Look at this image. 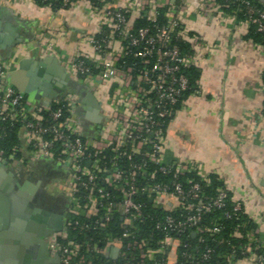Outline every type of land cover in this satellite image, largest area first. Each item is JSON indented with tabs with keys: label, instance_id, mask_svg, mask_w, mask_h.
<instances>
[{
	"label": "built area",
	"instance_id": "2783aa9c",
	"mask_svg": "<svg viewBox=\"0 0 264 264\" xmlns=\"http://www.w3.org/2000/svg\"><path fill=\"white\" fill-rule=\"evenodd\" d=\"M33 1V0H29ZM59 9L71 10L78 5L86 8L96 23V33L76 41L73 55L67 62L69 77L98 96L108 83L111 91L106 96L110 114L97 137L81 139V127L74 117L79 103L74 94H66L50 105L38 106L26 100L7 83V76L18 63L16 56L0 59V124L18 122L20 146L9 151L0 147V165L13 168L46 159L65 171V192L68 200L63 230L47 239L51 264H92L96 255L107 259H121L124 264H177L179 256L192 258L180 239L186 232L192 236L218 234L221 226L201 225L203 214L224 207L225 190L218 189L212 198L204 196L200 185L191 180L185 187L178 178L194 172L202 181L207 176L198 173L191 162L166 161L168 149L167 126L177 110H183L189 96H202L192 88L185 74L194 67L200 71L202 60H211L216 52L213 40L201 37L185 26L184 14H194L204 20L224 23L232 20L245 33L251 26L264 34V12L259 14L245 0L244 18L225 12L216 0H123L113 5L107 0H58ZM51 9L50 0H42ZM165 8V23L158 26L160 10ZM141 19L151 25L134 27ZM61 30L45 27L37 34L34 47L42 57H59L57 44ZM188 44L183 53L179 43ZM261 47V45H256ZM264 48V47H263ZM127 55L135 60L131 65L120 64ZM264 69L260 71L259 92L264 99ZM61 105L52 108L54 103ZM264 121V108L260 107ZM2 129V128H1ZM5 133L0 131V139ZM264 135V134H263ZM110 151L107 158L103 153ZM149 166H154L149 170ZM171 175V180L157 177ZM139 179V180H138ZM120 193V201L112 202L109 190ZM82 190L83 194H80ZM141 194L152 207L164 215L155 222L154 230L161 238L154 244L147 239H136L138 223L144 221V205L137 201ZM231 214H245L243 201L230 197ZM119 214L121 233H105L103 239L92 245L89 241L68 239L67 229L86 232L105 230L114 212ZM178 211L177 215L175 213ZM83 217L80 223L69 216ZM229 217L230 214H224ZM240 237V234H234ZM242 259L249 264H264V236L256 231L244 235ZM102 243V245H101ZM128 251L137 255L129 256ZM209 250L202 255L208 257Z\"/></svg>",
	"mask_w": 264,
	"mask_h": 264
},
{
	"label": "crops",
	"instance_id": "0c3cea01",
	"mask_svg": "<svg viewBox=\"0 0 264 264\" xmlns=\"http://www.w3.org/2000/svg\"><path fill=\"white\" fill-rule=\"evenodd\" d=\"M122 1L112 0V4ZM183 21L185 26L201 37L213 40L216 52L211 60H202L198 79L202 96H189L183 110H177L167 126L166 161H189L200 175H215L232 197L243 201L245 215L262 238L264 121L260 119L263 98L259 92V74L264 69V48L246 39L247 33L231 19L220 23L189 13L184 14ZM6 25L13 29V36L3 30ZM45 27L61 30L57 59L66 70L76 41L95 34L97 30L94 17L82 5L71 10H52L29 0H0V46L5 47L6 36L16 42L10 53L6 49H0V59L16 56L18 63L23 59H40L42 56L34 47V41ZM17 67L18 64L11 72ZM66 78L79 84L68 74ZM81 87L94 97L102 114L101 124L94 125L82 121L87 105L84 104L74 112L81 134L87 139H93L100 133L110 114L105 101L112 88L108 83L103 86L100 95L96 96L93 90L84 85ZM8 171L26 176L24 187L20 189L27 194L31 189L30 201L39 199L37 201L46 205L44 209L41 207L36 211L44 210L60 217L65 214L66 174L62 168L52 161L42 159L8 168ZM54 173H59L61 178L52 176ZM13 186L18 189L17 182ZM32 212L34 214V210ZM11 223V220L5 225L0 222V264H40V254L31 249V246L25 248L22 245L20 238L15 236L19 234L16 227ZM8 233L14 236H7ZM234 264L249 263L238 261Z\"/></svg>",
	"mask_w": 264,
	"mask_h": 264
},
{
	"label": "trees",
	"instance_id": "16d2710c",
	"mask_svg": "<svg viewBox=\"0 0 264 264\" xmlns=\"http://www.w3.org/2000/svg\"><path fill=\"white\" fill-rule=\"evenodd\" d=\"M39 6L44 7L46 3L42 2V0H33ZM93 1V0H91ZM249 2V4L255 9V11L259 14L264 12V5L254 0H245ZM108 3H112V0H107ZM51 9L56 10L59 8V1L58 0H50ZM175 3V2H174ZM215 4L225 12L235 13L237 19L244 18V14L246 11V7L244 4L236 1H228V0H216ZM165 8L160 10V15L158 17L157 24L158 26L163 25L165 23L163 14ZM264 21V19H263ZM151 25L147 21L136 19L134 21V27H143ZM246 39L250 40L253 44L261 45L264 47V34L257 32L255 26H251L245 36ZM179 46L183 53L188 51V44L186 43H179ZM134 59L131 55H127L124 57L120 64L131 65L134 63ZM190 86L194 89L197 87V81L200 76V71L194 67L186 70L185 72ZM264 78V74H263ZM59 104L54 103L52 108L59 106ZM263 108H264V99H263ZM2 128V129H1ZM21 129V125L18 122H6L0 124V131L5 133L4 137L0 139V147L6 151H9L14 146H20L21 142L18 137V132ZM98 136V135H97ZM96 136V137H97ZM82 140H87V138L81 135ZM107 158L113 156V153L110 151H105L103 153ZM154 166H149V170H153ZM172 176L168 175L165 177H157V180H171ZM208 182L202 181L194 172L186 173L182 177L178 178V180L188 187L187 181L191 180L193 182H197L204 194V196L208 198L214 197L216 195V191L218 189L225 190L227 193V199L224 203V207L219 210H214L211 213L203 214L201 219V225L203 226H212L213 224L217 223L221 226V231L218 234L209 236L208 234H200L196 236H192L190 233L186 232L183 236L180 237L182 243L184 241L187 242L189 245L188 248L183 249L179 247V253L185 252L186 255H192V258H183L179 256V262L177 264H234L242 259L241 255V248L247 242L244 235L248 232H252L255 230V226L252 221L245 215L235 216L231 214L232 209V202L230 200L231 193L226 189L224 184L218 180L215 175L207 176ZM139 180V179H138ZM110 194L112 195L113 199L112 202L117 203L120 201V193L114 189L109 190ZM80 194H83L82 190ZM137 201H140L144 205V221L138 223L139 233L136 234V239H147L153 242V244L161 238V235L154 230V224L158 221L164 213L161 212L159 209H155L152 207L151 201L145 197L144 195L139 194L136 198ZM179 212L176 211L172 213L177 215ZM230 214L227 218L224 214ZM69 218L77 219L80 223H84L87 220L83 217L78 216H69ZM119 214L116 211L114 212V216L112 220L108 223V227L105 230H96L91 229L86 232L79 231L78 229L72 230L71 228L67 229L68 232V239L69 240H76V241H89L92 245L97 244L100 242L105 233H110L113 235H118L121 233V228L119 227ZM234 234H240V237H235ZM102 245V243H101ZM209 250L208 257L206 259L202 258V255L205 254ZM130 254L129 256L137 255L136 251H128ZM92 264H124V261L121 259L111 260L107 259L103 255H96L92 259ZM151 264V263H147Z\"/></svg>",
	"mask_w": 264,
	"mask_h": 264
},
{
	"label": "water",
	"instance_id": "95a60500",
	"mask_svg": "<svg viewBox=\"0 0 264 264\" xmlns=\"http://www.w3.org/2000/svg\"><path fill=\"white\" fill-rule=\"evenodd\" d=\"M254 1L264 5V0ZM3 30L8 35H14L13 29L7 25L3 27ZM4 44L5 47L0 46V49H6L7 53H10L16 42L6 36ZM17 64V69L8 74L7 83L15 91L24 95L27 101L46 107L66 94H74L79 103L76 110H80L84 104L87 105V111L82 121L94 125L101 124L102 114L99 112L94 97L83 91L81 85L67 80L66 68L57 58L46 56L38 60L23 59ZM14 175L8 171V167L0 165V222L5 225L7 221L11 220V224L16 227V231L19 233L15 236L20 238L22 245L25 248L31 246V249L40 254V264L56 263L49 257L47 243L44 240L48 239L51 234L63 230L68 200L65 214L62 217L44 210L41 212L34 210L33 214L28 206L31 200L30 195H32L31 189L27 194L22 189L13 186V183L16 182ZM7 236L14 235L8 233Z\"/></svg>",
	"mask_w": 264,
	"mask_h": 264
},
{
	"label": "flooded vegetation",
	"instance_id": "af4514ba",
	"mask_svg": "<svg viewBox=\"0 0 264 264\" xmlns=\"http://www.w3.org/2000/svg\"><path fill=\"white\" fill-rule=\"evenodd\" d=\"M19 172V171H18ZM13 174H15L14 175V177H15V179H16V182H17V184H18V189H20V188H22V187H24L23 185H24V181H26L25 179H26V176L24 177V174H22V173H14L13 172ZM21 174V175H20ZM52 176H54V177H57V179H60L61 178V176H60V174L59 173H54ZM37 200H39V199H36V201H29V203H30V205H28L29 206V208L33 211V210H36V209H41V207H42V209H44V206H46L43 202H41V201H37ZM45 241V243H46V241H47V239H45L44 240Z\"/></svg>",
	"mask_w": 264,
	"mask_h": 264
},
{
	"label": "rangeland",
	"instance_id": "374dc122",
	"mask_svg": "<svg viewBox=\"0 0 264 264\" xmlns=\"http://www.w3.org/2000/svg\"><path fill=\"white\" fill-rule=\"evenodd\" d=\"M96 96H98V94Z\"/></svg>",
	"mask_w": 264,
	"mask_h": 264
}]
</instances>
